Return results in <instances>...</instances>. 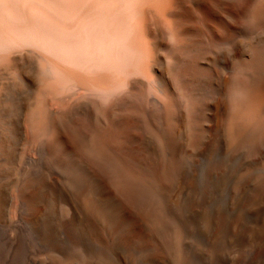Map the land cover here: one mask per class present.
I'll list each match as a JSON object with an SVG mask.
<instances>
[{"label":"bare ground","instance_id":"bare-ground-1","mask_svg":"<svg viewBox=\"0 0 264 264\" xmlns=\"http://www.w3.org/2000/svg\"><path fill=\"white\" fill-rule=\"evenodd\" d=\"M252 134H264V0H0L1 218L9 183L23 190L39 169L32 155L79 168L95 194H129L186 160L231 161ZM45 192L31 217L68 224L65 195ZM249 212L264 239L260 209ZM125 260L109 248L84 264Z\"/></svg>","mask_w":264,"mask_h":264},{"label":"rangeland","instance_id":"rangeland-1","mask_svg":"<svg viewBox=\"0 0 264 264\" xmlns=\"http://www.w3.org/2000/svg\"><path fill=\"white\" fill-rule=\"evenodd\" d=\"M242 143L231 161L217 157L211 164L192 163L193 158L173 166L167 180L155 182L159 186L139 181L129 194L108 196L95 194V182L69 162L32 155L39 169L23 176V190L2 178L10 185V203L5 217L0 215V264H84L109 248L127 264H264V239H257L259 227L249 212L259 208L264 227V159L254 160L264 147V134ZM176 183L189 189L169 204L166 196ZM48 188L61 190L68 200L71 209L63 217L68 224L62 225L60 215L50 222L49 211L36 221L31 217L44 207ZM87 197L101 213L84 205ZM119 206L124 226L131 223L126 237L124 226L114 225Z\"/></svg>","mask_w":264,"mask_h":264}]
</instances>
